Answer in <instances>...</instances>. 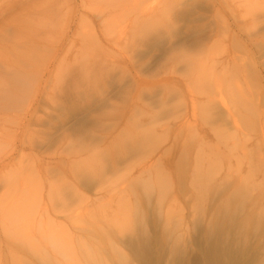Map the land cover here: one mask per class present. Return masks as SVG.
I'll list each match as a JSON object with an SVG mask.
<instances>
[{"label": "bare ground", "instance_id": "6f19581e", "mask_svg": "<svg viewBox=\"0 0 264 264\" xmlns=\"http://www.w3.org/2000/svg\"><path fill=\"white\" fill-rule=\"evenodd\" d=\"M179 1L0 0V119L12 116L26 120L28 108L35 100L33 94H42L46 88V73L61 74L63 27H75L76 31V27L98 23L103 33L113 36L114 45L127 46L123 52L116 51L124 59V71L133 80L128 85V112L118 126L117 134L113 137V132L107 129L109 123L106 121L115 120L112 112L100 111L92 118L93 128L85 138L86 142L83 139L79 143V147L89 148L93 154L91 160L98 168V172L94 168L82 171V162L76 160L73 170L81 172V184L95 189L93 186L97 183H110L120 171L115 167L121 160L119 156L128 154L118 152L117 148L122 144L125 146L126 140L131 142L130 149L120 150H130L129 154H132L129 162L124 160L125 168L134 166L139 172L134 182H130L136 197L129 199L123 190V196L113 209L117 213L111 221L115 223L112 228L115 233L121 232L118 225L126 227L125 231H133L130 236L139 234L137 239H140L131 244L134 247L143 240L145 246L135 247L140 251L138 257L141 259L144 256L142 247L156 241L157 237L155 230L151 236L154 239L148 234L140 236L146 232L141 225L144 216H141L140 207L151 203L154 204L153 211L158 207L161 210L166 197L177 196L173 190L170 192L172 186L188 184L197 189V207L204 210L203 204L209 195L222 191L221 185H233L230 196L222 200L224 211L220 206L217 208L215 230L210 226L207 228L208 237L204 243L208 247L206 264H231L238 254L244 256L245 252L249 262L255 258L252 254L258 255L255 249L258 246L250 244L246 251L235 253L230 244L232 240L223 236L234 238L235 232L243 236L250 230H264V218L256 220L258 226L249 221L257 215L252 196L264 200L263 193L252 194L255 188L262 190L264 186V54L256 55L258 51L253 49L250 55L247 49L241 52L236 45V49L225 51L226 25L220 0L193 2L194 7H198L194 20L205 19L211 12L213 25H195L189 30L190 37L170 44L178 31ZM261 5L264 0H245L247 10ZM70 41L75 46L73 35ZM166 41H169L166 50L155 59L153 68L144 70L139 60L158 50ZM51 58L53 63L49 65L48 59ZM25 92H28L27 96ZM21 107L27 108L24 114L7 112ZM112 107L116 108V105L112 104ZM209 131L215 139L204 140ZM188 135L197 141L181 146L179 161L171 167L169 157L172 154L164 147ZM251 135L262 144H251L250 148L244 144L242 137ZM238 138L250 151L246 154L244 151L249 158L246 168L234 167L231 163ZM1 139L0 136V143ZM8 154L6 151L0 156V172L10 157ZM138 155V160L133 161L132 158ZM110 162L107 168L105 163ZM222 169L224 172L216 178ZM17 175H25L26 185L29 181L30 187L33 181L30 170L4 175L5 183L12 186L0 192V222L3 239L9 245L11 264H17L16 252L22 256L19 264H32L31 257L36 259L34 264H55L51 261L49 249L58 255L59 264H103L104 253L109 252L112 253L106 254V260L128 263L127 253L116 247L113 239L110 248L101 243L97 245L96 241L75 246L64 235L56 233L49 218H42L45 208L40 205L38 187L34 190L27 185L21 190L19 181L14 179ZM214 186L217 187L208 192ZM48 198L58 207L61 202L68 210L82 201L76 184L63 178L50 185ZM102 207L105 208L106 204ZM126 208L130 210L131 222L136 224L131 229L125 219ZM38 211L39 221L35 217ZM167 223L175 230L180 221L169 213ZM109 226L110 220H104L94 232ZM164 231L171 232L165 222ZM218 231H221L220 235H216ZM255 259V264L264 262L259 255Z\"/></svg>", "mask_w": 264, "mask_h": 264}, {"label": "rangeland", "instance_id": "374dc122", "mask_svg": "<svg viewBox=\"0 0 264 264\" xmlns=\"http://www.w3.org/2000/svg\"><path fill=\"white\" fill-rule=\"evenodd\" d=\"M195 1L197 0L179 1L180 4L177 8L180 10V14L176 24L178 31L175 32L176 35L170 44L178 42L186 36L190 37L192 33L189 30H193L195 25L202 23L213 25L211 12L207 13L205 19L194 20L198 10V7L195 8L193 5ZM220 3L226 25L225 51L230 48L236 49V45L241 49V52L247 49L250 55L253 49L258 51L256 55L264 54V5L251 6L248 11L245 0H220ZM61 30L64 34L62 37L64 43L61 54L63 64L61 74L56 76V72L46 73L45 80L47 79V81L44 84L46 88L42 94H33L35 100L28 108L29 117L26 120L12 116L0 119V136L2 137L0 156L6 151L10 155L4 169L0 172V192L11 185L5 183V174L14 175L19 170H30L33 174V181L31 187L28 185L29 181L27 185L29 189L34 190L38 187L40 205L45 208L42 218H49L48 220L56 227L55 232L64 235L75 246L96 241L97 245L105 244L110 248L109 245H112L113 239L114 245L127 253V264H206L205 252L208 247H205L204 243L206 244L208 237L207 228L210 226L215 230L214 219L217 208L223 205L222 200L226 196H230L233 185L227 183L224 186L221 185L222 191L209 195L203 204L204 210L197 207L195 199L198 197L197 189L188 184L172 186L170 192L173 190L172 192H175L177 196L166 197L164 203L161 204V210L158 207L153 211L154 204L151 203L140 207L141 216H144L141 219V225L146 228V232L140 236L146 237L148 234L151 237L153 230H155L157 240L148 242L149 244H146L145 248L142 247L144 256L143 259L139 258L140 251L136 248L137 246L138 248L142 245L145 246L143 240L138 245L135 243L134 247L131 244V242H137L140 239H137L139 234L130 236L129 234L133 231H125L126 227L118 225L117 228L121 232L115 233V229H112L115 227V223L111 221L113 220L112 216L117 213L113 209L123 196V190L129 199L134 200L136 197L134 191L131 190L130 182H134V178L138 177L139 172L134 166L130 169L129 167L125 168L127 165L124 160L129 162V157L132 154H129L130 150H120L121 148L130 149L131 142L126 140L125 146L122 144L117 148L118 152L128 154L119 156L121 160L116 163L115 167L120 171L111 178V182L108 184L100 185L97 183L93 186L96 188L91 189L81 184L83 179L81 172L73 170L76 162L80 161L82 162V171L94 168L98 172L96 163L91 160L93 154L89 148L78 146L83 139L86 142L85 138L89 137L88 134L93 128L92 118L94 119L100 111L112 112L115 120L106 122L109 123L107 129L113 132V137L117 134L118 126L125 119V113L128 112L127 105L130 102L128 85L132 84L133 79L124 71V59L116 49L123 52L127 46L122 44L118 46L121 48H118L114 45L113 36L103 33L98 23L97 25L93 23L89 27H76V31L75 27L72 29L63 27ZM71 35L76 38L75 46L70 41ZM168 43L169 41H166L160 45L158 50L155 49L141 58L139 60L140 66L144 70L153 68L155 59L166 50L165 47ZM128 46L130 47V45ZM52 63V58L48 59V64L52 65ZM25 95L27 96L28 92H25ZM35 95L37 96L35 97ZM112 104H115L116 108H113ZM26 109V107H21L16 108L14 112L12 109L7 110V112L24 114ZM204 127L207 128L205 125ZM204 136V140L215 139L211 131ZM242 138L244 144H247L249 148L251 144H262V142L256 141L252 135ZM194 140L197 141L196 138L193 139L188 135L186 138H179L175 142L171 141L166 145L167 147H164V149H170L169 154H172L169 157L171 167H175L179 161L181 146L184 147ZM236 143L237 145L232 151L235 155H232L231 163L234 167L239 165L246 168V161L249 158L244 155V151L245 154L250 151L245 149L240 138L237 139ZM138 158L139 155L132 159L136 162ZM165 162L167 163V160ZM110 164L111 162L105 163L107 168ZM223 172L224 169L216 178L220 177ZM17 176L14 178L15 182L19 181V188L25 189L27 186L24 180L25 175ZM61 178L75 183L77 190L82 195V201L75 204L70 210L63 207L61 202H59L58 207L48 198L50 185ZM217 186L210 188L208 192ZM198 190L201 191L200 188ZM257 193H263L264 198V186L262 190L255 188L252 192L253 195ZM252 199L256 202L255 211L257 215H255L254 220L249 221L258 226L256 220L264 218V211H262L264 200L258 199L256 196H252ZM104 204H106L105 208L102 207ZM221 210L224 211L222 207ZM248 210H251V207ZM39 213L40 211L35 216L37 221L40 220ZM169 213L172 218L180 221L175 230L167 223ZM125 219L130 229L133 225L136 227L135 222H131L132 218H130L128 208L125 210ZM104 220H110V226L95 233L94 229H98L97 226L103 224ZM164 222L171 232L164 231ZM263 232L262 229H255L243 236L235 232L234 238L231 235H224L223 237L232 240L230 244L235 253L239 250L246 251L250 244L253 247L258 246L255 249H257L260 258L264 259V246H261L264 242ZM220 233L221 231H218L216 235H220ZM3 236V228L0 222V264H11L9 245ZM151 238L154 239V237ZM36 239L38 242L40 241L39 236ZM107 240L108 243H106ZM139 245L141 246L139 247ZM52 252L53 250L49 249L51 261L59 264L58 255ZM110 253L112 252L104 253L103 264H117L116 260H106V254L109 255ZM245 254L244 256L238 254L231 264H255V258H258V255L252 254L251 256L255 258L247 262V255ZM21 258L22 256L16 252L15 261L17 264L20 263ZM30 260H32V264L36 263L34 257H31ZM108 261L109 263H107Z\"/></svg>", "mask_w": 264, "mask_h": 264}]
</instances>
